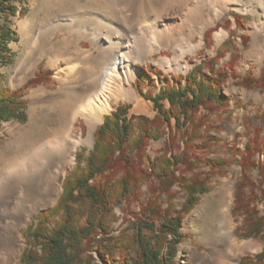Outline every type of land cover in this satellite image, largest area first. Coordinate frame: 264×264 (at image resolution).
I'll return each instance as SVG.
<instances>
[{
    "label": "trees",
    "instance_id": "16d2710c",
    "mask_svg": "<svg viewBox=\"0 0 264 264\" xmlns=\"http://www.w3.org/2000/svg\"><path fill=\"white\" fill-rule=\"evenodd\" d=\"M14 1L0 0L3 18L0 64L8 63L11 55L8 44L18 39L8 17L24 9H18ZM228 24L226 20L225 25ZM212 31L209 28L204 32L206 42H210ZM231 43L229 40L227 44ZM227 51L228 48L219 50L214 56L202 59L185 75L163 76L159 86L151 75L160 78L161 71L141 67L135 85L139 97L151 102L154 113L152 116L132 113L131 104H121L104 116L95 131L93 149L87 152L81 148L75 152V165L64 175L56 203L39 211L23 229L26 247L20 255L22 264H180L176 256L177 245L183 239V217L198 203L199 196L209 191L212 178L211 173L202 178L193 172L201 163L199 151L215 139L208 135L206 116L229 105L230 98L222 91L228 79L245 87L256 83L264 87V69L258 78L249 74L240 77L233 72L232 64L237 58L234 54L229 61L230 68H220L218 61ZM49 73H38L26 85L47 78ZM23 96L24 88L10 89L0 83V123L25 120ZM164 129L168 135L166 144L159 155L148 160L149 168H144L142 158L147 143L157 139ZM175 132L182 139L181 148L176 145ZM234 151L239 153L236 164L241 168V176L232 210L242 217L245 237L259 236L264 230V215H259L256 208L257 203L264 202V161L261 163L256 158L263 154L261 142L254 134L243 150ZM226 163L221 158L206 162L210 170ZM253 169L258 171L257 180L247 173ZM188 172L191 175L186 177ZM151 176L158 183L152 185V197L136 216L132 232L121 230L112 235L114 205L125 201L140 181H147ZM174 185L186 193L179 209L173 204ZM165 194L168 202L163 208L158 199ZM239 264H264V247L254 257H242Z\"/></svg>",
    "mask_w": 264,
    "mask_h": 264
},
{
    "label": "rangeland",
    "instance_id": "374dc122",
    "mask_svg": "<svg viewBox=\"0 0 264 264\" xmlns=\"http://www.w3.org/2000/svg\"><path fill=\"white\" fill-rule=\"evenodd\" d=\"M118 1L119 0H113V13H105L96 9L85 10L82 8L83 0H79V2L82 3V7H76L75 0H63V8L65 11L70 13L75 21L90 20L89 18H95L105 21L108 25L117 26L120 24L121 26L128 28L127 21H129L128 14L130 11H120L118 8ZM199 2H201V0H195L193 1V4L195 5ZM14 3L18 9L23 8L24 12H17L15 16L8 17L9 26L16 31L18 39L17 41H10L8 44L11 55L8 63L0 64V83L2 86L10 89L24 88L23 98L26 101L24 109L26 118L23 121L11 119L0 123V184L6 182L5 180L10 179V177L18 172L19 168L27 162L28 158L26 156L32 143L48 134L49 130L47 127L52 125V120L55 118L54 112L49 108H42L32 112L29 107V102L34 96L32 91L38 87L54 90L57 87L59 80L64 77L62 70L65 67L62 62L50 66L49 63L55 61L56 59L53 53L49 56L47 53L48 50L46 49L42 53V57L34 67L32 73L25 74L19 79L15 78L17 73V63L24 55L22 53V44H20L22 39L20 23L34 18L36 20V25L34 24L33 31H36L37 29H42L47 24L52 23V21L56 19L57 15L51 10L43 12L45 0H15ZM77 8L80 9L77 10ZM207 8L208 6L205 5L204 11L208 10ZM168 9L170 10L171 8L168 7L166 9V15H164L162 21L160 22H163L166 19L168 21L178 18V15L171 13ZM125 15H127L126 18ZM236 17L238 21L236 20ZM226 20L229 21L228 25H225ZM152 21H154V19H149L147 22L139 19L136 26L139 27ZM2 22L3 18L0 15V23ZM178 22L180 21L178 20ZM81 24L84 25V23ZM252 24L256 25L259 31L264 35L263 18L253 15L249 10L243 11L230 8L225 11L214 20L212 25L207 28H212L213 30L209 36L210 42H206L203 37L204 35L202 37L195 36L193 38L191 45L200 41L201 44L192 52L187 50L184 51L185 53L182 59V64L186 66L184 70H175L170 65L162 63V59L171 57L173 54V52L167 48L154 51L151 54L146 55L144 59L138 60L136 63L134 78L130 81V94L122 98L109 99V109L102 113L100 120L96 125V129L102 123L104 116L106 114H110L116 106L121 104H131L132 113H142L152 116L154 112L152 110L151 102L139 97L138 90L135 85V79L142 66L161 71L162 75L160 78L154 74L151 75V79L156 83V86H159L163 81V76L171 78L179 74L185 75L202 59L212 57L217 53V51L226 50L228 48L229 51H227L224 57L218 61V66L220 68L228 70L230 68L229 61L232 54H234L237 56L232 64V70L235 74L240 77L248 74L254 78L260 77L261 72L264 69V44L260 45L257 52H253L251 50L252 36L249 33V30ZM216 25L217 27H215ZM221 31L225 33V36L216 44V34ZM147 33L148 30H138L134 28L130 35H133L135 40L138 41H144L143 38L146 37L145 40L147 43L150 42L148 41L150 40V37L147 36ZM183 33H181V39L185 38ZM166 35H171V32H164V35L162 36L164 37ZM60 37V33L53 36L51 44H57ZM243 38H245V43H243ZM225 40L227 43L231 40V45H228L227 43V45L224 44L223 42ZM88 45V41L82 42L83 47H88ZM46 71L50 72L49 75H47V78L42 77L39 82L26 85L27 82L38 75V73L43 75ZM222 91L230 98L229 105L224 109H218L206 116L207 125L210 127L208 135L214 136L215 139L206 149H201L199 151L200 153L198 157L201 158V163L198 164L197 169L193 171L194 174H198L202 178L209 176L211 173L210 177L212 178H210V182L208 184L209 191L201 194L199 196L200 199L198 203L183 217L181 227L183 239L177 245L176 256L177 262L180 264H202L200 260L194 258L192 251H196V253L204 256V259H208L207 262H210V253L204 246L203 240L201 239L202 230L206 227H212L216 230L218 226H221V231L224 229H229L231 231L232 243L238 244V250L236 251L235 249L233 253L234 255L231 256L234 258V263L239 264L240 259L244 256L254 257L256 254L260 253L264 247V230L259 236L245 237L242 233V217L238 215L239 213L236 214L232 210L234 206V192L236 184L241 176V168L238 164H236V157H239L237 156L239 153L238 151H234V149L240 148L243 150L245 144L253 138L254 134H256V137L261 142L263 150V154L261 156H256V158L259 159L261 163L264 161V87L260 86L259 83L250 87H245L235 83L232 79H228V81L223 84ZM31 116L32 123L36 126V128L31 132L25 133L28 123L31 120ZM96 129L94 130V138L91 145H78L74 154L81 148H85L87 152L93 149ZM73 130L76 137H87L88 126L83 117L79 116L77 118L74 122ZM164 132H166V129L161 131L157 139H150L147 143L144 156L142 158V166L144 168H149V159H152L161 153V150L166 144L168 138V135ZM175 133L176 145L181 148L182 139L177 132ZM216 158L224 159L227 163L220 168L210 170V167L206 164V162L209 159ZM74 165L75 162L73 159V162L68 164L64 168L63 172H61L58 184L52 187L51 190L54 192L51 191V196L46 204L36 206L33 211L29 208L30 203H26V206L19 211L18 224L20 226L18 225L14 232L13 230L9 231L10 233L5 232V235H8L7 237H9L12 244H16L15 241L17 239L20 241L19 246L15 245L17 250L13 255V260L16 264H22L20 262V255L22 250L26 247V241L22 236L23 229L33 221V218L39 211L49 209L56 203V199L62 191V179L66 172L71 170ZM25 173L26 171L22 170V174ZM247 173L253 180H257L259 178L258 171L255 169L249 170ZM190 175L191 172L185 174L186 177ZM154 183L157 184L158 182L153 178V176L149 177L147 181H140L133 189L132 195H130L125 201L114 205V216L112 219L113 221L111 222L112 235H117L121 230H127L128 233L132 232V228L136 223V216L140 215L141 209L147 200L152 197L151 187ZM172 189L175 192L173 204L175 209H179L184 202L186 193H184L176 185H174ZM167 198L168 196L166 194L159 196L158 200L162 203L163 208L167 206ZM11 204L9 207L11 209V213H13L15 212V207L14 204ZM256 208L259 211V215H264V202L260 201L257 203ZM221 213L225 216L223 217ZM14 214L15 213L12 215L14 219L17 220L16 215L14 216ZM158 222H156V225H158ZM235 229H237V231H235ZM227 249L228 247H226V252ZM230 253L227 252V254ZM94 256L96 255L94 254Z\"/></svg>",
    "mask_w": 264,
    "mask_h": 264
},
{
    "label": "bare ground",
    "instance_id": "6f19581e",
    "mask_svg": "<svg viewBox=\"0 0 264 264\" xmlns=\"http://www.w3.org/2000/svg\"><path fill=\"white\" fill-rule=\"evenodd\" d=\"M193 1L195 0H119V10L130 11L127 28L120 24L108 25L95 18L75 21L63 8V0H45L43 12L51 10L57 15L52 23L36 31H33L36 23L34 18L20 23V44L24 57L17 63L16 79L32 73L46 49L49 56L53 53L56 59L49 63L50 66L62 62L65 67L62 70L64 77L54 90L38 87L32 91L34 96L29 102L32 112L42 108H49L54 112L52 125L47 127L48 134L32 143L26 156L27 162L10 179L0 184V264H16L13 255L17 250L15 245L19 246L20 241L17 239L16 244H12L5 232L17 229L20 209L26 203H30L31 210L47 203L52 187L58 184L61 172L73 162L76 147L80 144L90 146L93 142L96 125L102 113L109 109V99L130 94V81L134 78L138 60L154 51L167 48L173 54L162 59V63L175 70H184V51L192 52L201 44L200 41L191 45L193 38L202 37L214 20L228 9L249 10L253 15L264 19V0H201L195 5ZM75 5L82 7L79 0H75ZM205 5L208 6L206 11ZM168 7L178 18L160 22ZM82 8L114 12L113 0H83ZM139 19L144 22L149 19L154 21L137 27ZM134 28L148 30L150 42L146 43V37L143 38L144 41L135 40L130 35ZM167 31L171 35L163 37ZM59 33L61 37L58 43L51 44L52 37ZM181 33L185 38L181 39ZM249 33L252 36L251 50L257 52L260 45L264 44V35L253 24ZM224 36V32H218L216 44ZM83 41L89 42L88 47L82 46ZM79 116L84 118L88 126L85 138L74 135V122ZM35 128L31 116L25 133ZM22 170L26 173L22 174ZM11 203L14 204L13 213L17 220L11 213ZM220 228L221 226L216 230L212 227L203 228L201 239L210 253V262L192 251L194 258L202 264H237L231 256L235 249L238 250V244L232 243L229 229L221 231ZM226 247L230 254H227Z\"/></svg>",
    "mask_w": 264,
    "mask_h": 264
}]
</instances>
